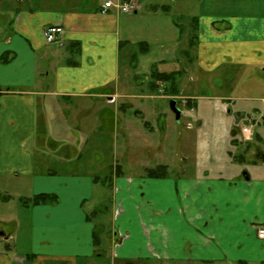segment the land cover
I'll use <instances>...</instances> for the list:
<instances>
[{
	"label": "crops",
	"instance_id": "1",
	"mask_svg": "<svg viewBox=\"0 0 264 264\" xmlns=\"http://www.w3.org/2000/svg\"><path fill=\"white\" fill-rule=\"evenodd\" d=\"M106 1L0 0V188L17 171V179L27 183V200L40 193L58 196L56 203H25L33 208L24 251L6 227L14 219L0 218V264H104V234L96 238L91 215L109 189L117 219L112 238L105 236L114 251L110 264H264V239L257 235L264 224V0H201L207 12L193 18L196 67L209 73L224 67L233 73L231 81L249 79L230 95L186 97L194 99L196 155L164 164L163 178L127 177L115 166L108 175L111 188L97 172L37 171L36 152L80 138L58 127L73 110L65 102L98 115L110 113L111 104L118 109L121 53L133 42L138 11L102 13ZM153 4L159 11L160 4ZM50 25L65 29L64 45L46 42ZM132 58L127 57L128 69ZM228 74L224 79L230 81ZM245 126L251 127L249 137L241 132ZM1 193L5 200L12 196Z\"/></svg>",
	"mask_w": 264,
	"mask_h": 264
},
{
	"label": "rangeland",
	"instance_id": "2",
	"mask_svg": "<svg viewBox=\"0 0 264 264\" xmlns=\"http://www.w3.org/2000/svg\"><path fill=\"white\" fill-rule=\"evenodd\" d=\"M145 2L147 4L140 5V10L133 15L135 19L132 24L133 42L127 44L121 53L122 94L116 96L115 102L125 108L116 105L118 109H115V105L111 104L110 113L98 115L95 109L87 111L80 109L76 105L77 102H65V106L73 110H68L65 114L62 111L65 121L61 124L63 127H58L61 128L60 131L70 130L71 136L76 135L80 138L76 143L64 139L58 148L47 145L36 152L38 172L51 168L62 175L97 172L98 175L106 177L115 166L120 168L121 165L127 177H139L146 175L148 167L155 168L160 164L173 166L181 156L196 155L198 150V128L194 113L191 111L194 108V99L186 97L193 96L198 101L203 97L230 95L236 86L241 89L240 86L249 84L246 77L231 81L230 76L233 73H225L227 69L224 70V67L209 73L201 72L194 64L198 52L196 39L198 31L193 18H200L207 12L201 0H145ZM155 2L160 4L156 6L159 10L156 12L150 7ZM164 8H169V12L163 11ZM145 48L147 49L144 51ZM127 57L129 59L134 57L131 63L129 61L130 69L125 66ZM155 69L160 72L183 71L178 78L175 96L166 91L171 87L170 83L159 81L156 88L154 87L156 80L152 72ZM227 74L230 81L224 79V75ZM250 90L256 91L253 88ZM172 98L177 100L182 111L180 119H176L171 109ZM105 102L101 101L100 104ZM140 112L143 114L142 117L139 116ZM146 122L149 126H154L156 131L151 132ZM46 154L50 155L49 159L46 158L48 156ZM67 155L70 158H66ZM79 158L81 161L77 163ZM193 166L191 160L188 164L190 171L194 170ZM18 173L14 171L11 176L4 177L5 182L1 184V188L8 190L12 196L5 200L0 188V218L14 219L11 222L8 220L6 227L15 233L12 243L18 250L24 251L30 241L32 229L30 209L33 205L25 204L28 198L24 196L29 190L27 183L23 185L24 179L22 182L17 179ZM105 191L106 189L96 194ZM111 194L112 191L109 189L106 196H100L99 207L91 215L101 229L99 234H104L99 244V250L107 252L104 264L112 263L114 252L111 244L105 239L106 234L112 238L111 229L117 220L113 214ZM92 204L90 200L87 206L89 210ZM114 243H117V240ZM164 263L161 260H154L140 264Z\"/></svg>",
	"mask_w": 264,
	"mask_h": 264
},
{
	"label": "trees",
	"instance_id": "3",
	"mask_svg": "<svg viewBox=\"0 0 264 264\" xmlns=\"http://www.w3.org/2000/svg\"><path fill=\"white\" fill-rule=\"evenodd\" d=\"M197 39V37H196ZM195 43V42H194ZM193 43V44H194ZM7 59L6 56H4V60ZM182 70H175L172 72H160L157 69L153 70L152 72V76L155 78L156 82L154 83V87L156 88V86L158 85L157 82L159 81H163L166 83H170L171 87L169 89H167L166 91H170V95L175 96L177 93V82H178V78L179 76L182 74ZM190 101V100H188ZM190 103V102H188ZM137 113H139L137 111ZM146 125L149 126V123H145ZM146 175L150 178H163L166 177L167 175V166L166 165H158L155 168H148ZM112 174L110 176H107L106 178H103V182L105 184H108L109 188H111L112 186ZM29 203L31 204H45V203H56L58 201V196L55 193H40L37 194L35 196H33L32 198H30V200H28ZM100 228L97 226L96 230L94 232L96 238L100 232ZM127 264H136L134 262H128Z\"/></svg>",
	"mask_w": 264,
	"mask_h": 264
},
{
	"label": "built area",
	"instance_id": "4",
	"mask_svg": "<svg viewBox=\"0 0 264 264\" xmlns=\"http://www.w3.org/2000/svg\"><path fill=\"white\" fill-rule=\"evenodd\" d=\"M116 8L121 13H132L139 8L137 0H131L129 2H114L113 0H107L101 10L102 13L107 12L109 9ZM65 30L62 26L50 25L44 30V38L46 42H63ZM244 136L249 137L251 135V127L245 126L242 128ZM257 235L260 239H264V224H260L257 228Z\"/></svg>",
	"mask_w": 264,
	"mask_h": 264
},
{
	"label": "water",
	"instance_id": "5",
	"mask_svg": "<svg viewBox=\"0 0 264 264\" xmlns=\"http://www.w3.org/2000/svg\"><path fill=\"white\" fill-rule=\"evenodd\" d=\"M0 93H1V87H0ZM170 106L172 111L174 112L176 119H180L181 117V109L177 105V100L175 98L171 99Z\"/></svg>",
	"mask_w": 264,
	"mask_h": 264
},
{
	"label": "flooded vegetation",
	"instance_id": "6",
	"mask_svg": "<svg viewBox=\"0 0 264 264\" xmlns=\"http://www.w3.org/2000/svg\"><path fill=\"white\" fill-rule=\"evenodd\" d=\"M139 114V113H138ZM140 116V115H139ZM26 203H28V202H26Z\"/></svg>",
	"mask_w": 264,
	"mask_h": 264
}]
</instances>
